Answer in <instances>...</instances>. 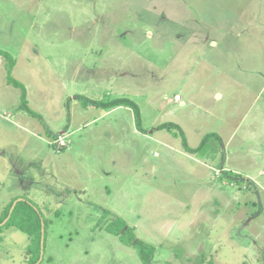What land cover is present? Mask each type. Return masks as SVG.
<instances>
[{
  "label": "rangeland",
  "instance_id": "rangeland-1",
  "mask_svg": "<svg viewBox=\"0 0 264 264\" xmlns=\"http://www.w3.org/2000/svg\"><path fill=\"white\" fill-rule=\"evenodd\" d=\"M0 50V264L30 260V207L37 264H261L264 0H0ZM116 97L139 122L86 103Z\"/></svg>",
  "mask_w": 264,
  "mask_h": 264
},
{
  "label": "trees",
  "instance_id": "trees-1",
  "mask_svg": "<svg viewBox=\"0 0 264 264\" xmlns=\"http://www.w3.org/2000/svg\"><path fill=\"white\" fill-rule=\"evenodd\" d=\"M0 55L6 56L7 54H6V52L0 50ZM10 64H11V62H10ZM9 76H8V83L13 84L14 86L20 88V90H21V94H20L21 104L20 105L22 107H24L25 109H28L29 107L27 106L28 101H27V93H26L25 86L22 83H20L19 81L15 80L13 78H10ZM86 103L90 104L92 106L101 107V108H104V109H106V108H114V107L122 106V105L123 106H127V107H129V108H131L133 110L135 120L137 122H139V120H140V111H139V108H138L137 104L135 103V101H133L130 98H127V97H116V98H112V99H109V100H106V101H104V100H96V99H92L91 100L90 99ZM159 127L160 128H168V129L171 128L172 130H174L173 132L175 134H177L178 131H179V133L181 134L182 139H183L182 142L184 144V147H185V149L188 152H194V151L200 150V148H202L203 146H205L207 144L209 138H211V137H213L212 139L216 140V142L218 143L217 145L215 144V146H213L211 143H208V145L211 146V149H212L213 152L218 151L220 149V147L222 146L221 139L216 133L206 134L204 136V138L200 141V144L195 148V147H190V146L187 145V143L185 142V137L181 133L180 127L177 124L163 122V123H161L159 125ZM233 176H235V177H233ZM237 176L238 175L233 172V174H229L227 176L226 180L230 182V178H231V179H235V180L238 181V179L236 178ZM11 203L6 208L4 217L7 216L8 209H9ZM16 208H17V206L16 207L14 206L10 218L12 217V215L14 213V210ZM18 212L19 211L17 209L16 210V220H18V222H16V226L18 228H20L21 230H24L25 232H27L29 234V236L31 235L30 237H32V239H31L32 251H27L28 254L31 257H30V260L28 261L27 264H33V263H35L38 260L39 253H40V235H41L40 217L37 216L36 211H34L32 209V207H30L29 214L27 213L24 216L22 214L18 213ZM19 219H20V222H19ZM116 220H120L122 222V227L121 228L120 227L115 228L114 229L115 233L111 229L108 228V225H107V229L110 232L120 236V238H123V236L125 235L124 233L129 231L131 229V227H128V225L126 224L124 219L119 217V216L116 217ZM45 226H46V223H45ZM127 239L128 240H126V242L128 244H132V245H134L136 247L137 251L139 252L140 258H142V259L145 258L144 254L147 252L146 249L147 248L152 249V245L143 244L139 239H137L133 235V233H132V235L130 234ZM261 264H264V257H263V259L261 261Z\"/></svg>",
  "mask_w": 264,
  "mask_h": 264
},
{
  "label": "built area",
  "instance_id": "built-area-1",
  "mask_svg": "<svg viewBox=\"0 0 264 264\" xmlns=\"http://www.w3.org/2000/svg\"><path fill=\"white\" fill-rule=\"evenodd\" d=\"M174 98L177 101L181 100V97L179 95H176ZM53 142L56 144V148L58 150H60V149H62L66 145V143H65V136L64 135H58V137L56 139H54ZM218 172L219 171L217 170V173ZM261 209H262V212H264V204L262 205Z\"/></svg>",
  "mask_w": 264,
  "mask_h": 264
},
{
  "label": "water",
  "instance_id": "water-1",
  "mask_svg": "<svg viewBox=\"0 0 264 264\" xmlns=\"http://www.w3.org/2000/svg\"><path fill=\"white\" fill-rule=\"evenodd\" d=\"M16 202L13 204V206H11L10 213H11L12 209L14 208V206L16 205ZM43 231H44V223L42 221V223H41V237H40L41 238L40 239V253H39L38 260L34 264L39 263L42 260V258H43V253H44V251H43L44 250V246H43V244H44V234H43Z\"/></svg>",
  "mask_w": 264,
  "mask_h": 264
},
{
  "label": "crops",
  "instance_id": "crops-1",
  "mask_svg": "<svg viewBox=\"0 0 264 264\" xmlns=\"http://www.w3.org/2000/svg\"><path fill=\"white\" fill-rule=\"evenodd\" d=\"M129 108V107H128ZM225 160H226V157H225ZM229 166H226V167H222L223 168V170L225 169L226 171H230L231 169L230 168H228ZM230 172H232V171H230ZM259 174L260 175H263V171H260L259 172ZM255 180V179H254ZM255 182H256V180H255ZM224 183V182H223ZM225 184V183H224ZM263 190H264V188H262ZM261 207V206H260ZM261 209V208H260Z\"/></svg>",
  "mask_w": 264,
  "mask_h": 264
}]
</instances>
